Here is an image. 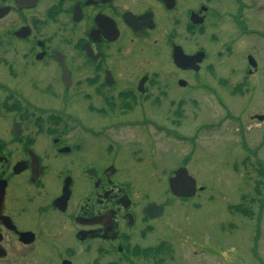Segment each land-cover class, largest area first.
<instances>
[{"label":"flooded vegetation","instance_id":"af4514ba","mask_svg":"<svg viewBox=\"0 0 264 264\" xmlns=\"http://www.w3.org/2000/svg\"><path fill=\"white\" fill-rule=\"evenodd\" d=\"M161 132L177 168L155 202L122 164ZM204 149L233 176L226 221L196 237L160 221L202 208ZM183 169L191 198L170 191ZM0 264H264V0H0Z\"/></svg>","mask_w":264,"mask_h":264},{"label":"rangeland","instance_id":"374dc122","mask_svg":"<svg viewBox=\"0 0 264 264\" xmlns=\"http://www.w3.org/2000/svg\"><path fill=\"white\" fill-rule=\"evenodd\" d=\"M181 94L184 95L185 93ZM205 113V110L199 107L197 119L188 118V120L182 124H185L188 127L194 125L201 126V118L205 119ZM163 115L164 112L162 111V108L152 106L148 107L146 110L145 125L153 126L154 124L164 123L165 118ZM145 132L149 131L145 129ZM150 132L151 133L148 134L145 133V137L150 138V136L154 135L152 134L154 130ZM157 134H159L160 137H156L153 141L155 148H157L156 152H148L146 155L148 158L147 161H145V166L143 165V167H141L136 163H129L130 161L123 163L122 166L125 169V177L132 185L134 190L145 191V196L149 197V201L164 202L169 196L167 184L168 178L173 175V170L177 168L176 163H171V160H173L174 157L177 158V154L172 152L173 156H162L160 149L164 146V144L161 138H166L165 144L168 143V139L174 143L175 140L168 137L164 132ZM146 142L151 146L149 140ZM142 148L143 147H137L135 149L141 150ZM205 154H208V157ZM219 155L220 158H211L212 154H210V152L208 153L207 150L204 149L198 153V158L195 163L190 164L188 167L190 173L197 179L198 183L213 192V194H211L212 192L210 191L204 195V199L200 201L202 208L199 210H193L191 208V203L188 202L185 203L186 208L182 206L177 207L181 204L173 202L175 201L173 200L172 202L176 203L177 206L174 205L172 208H170L167 216L162 219L160 223L168 221V219H166L168 216H174L176 219L175 222L184 226V228L189 231V233L190 230H192L195 232L196 237H207L206 229L210 226L209 224L212 221L216 223L215 226L222 225L226 221V217L224 216L225 206L223 202V193L225 191L227 182L231 180L233 176V174H231L233 171V164L228 159L230 156L226 149L221 150ZM149 157H155L154 161H149ZM223 158L225 160H222ZM209 195H213L215 198L211 202L206 203L205 200ZM164 234L166 235L167 233ZM241 235L242 234L240 231L234 236L236 243L240 245L242 244V242L239 241V237Z\"/></svg>","mask_w":264,"mask_h":264},{"label":"water","instance_id":"95a60500","mask_svg":"<svg viewBox=\"0 0 264 264\" xmlns=\"http://www.w3.org/2000/svg\"><path fill=\"white\" fill-rule=\"evenodd\" d=\"M176 62L179 64L180 62L184 63L183 60L179 59H177ZM194 184L195 181L189 176L186 169L179 170L175 177L171 178L169 181V187L172 194L176 197L184 198H191L193 196L192 191L194 189ZM155 206V204H150L146 209V213L150 214Z\"/></svg>","mask_w":264,"mask_h":264}]
</instances>
